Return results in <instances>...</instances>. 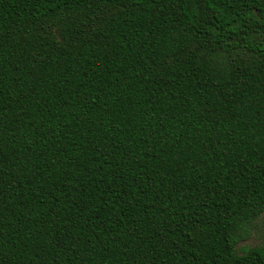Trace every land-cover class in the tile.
<instances>
[{"label": "trees", "instance_id": "obj_1", "mask_svg": "<svg viewBox=\"0 0 264 264\" xmlns=\"http://www.w3.org/2000/svg\"><path fill=\"white\" fill-rule=\"evenodd\" d=\"M264 0H0V264H264Z\"/></svg>", "mask_w": 264, "mask_h": 264}, {"label": "rangeland", "instance_id": "obj_2", "mask_svg": "<svg viewBox=\"0 0 264 264\" xmlns=\"http://www.w3.org/2000/svg\"><path fill=\"white\" fill-rule=\"evenodd\" d=\"M247 230V236L236 245V251L240 253L243 248H264V213L254 220Z\"/></svg>", "mask_w": 264, "mask_h": 264}]
</instances>
